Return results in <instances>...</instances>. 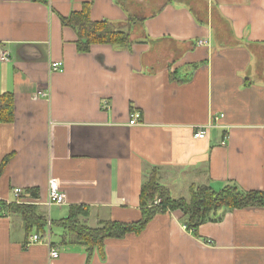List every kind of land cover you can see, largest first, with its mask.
I'll list each match as a JSON object with an SVG mask.
<instances>
[{"label": "crops", "instance_id": "0c3cea01", "mask_svg": "<svg viewBox=\"0 0 264 264\" xmlns=\"http://www.w3.org/2000/svg\"><path fill=\"white\" fill-rule=\"evenodd\" d=\"M84 3L92 21L127 32L131 46L78 53L60 18ZM2 53L0 95H13L14 120L0 124V163L11 155L0 200L37 189L28 204L47 217L42 237L49 232L59 257L26 246L11 216L0 219V264H264V208L226 213L197 237L167 211L89 256L72 235L58 246L62 232L53 237L49 226L73 206L88 209L90 228L138 221L153 169L174 199L229 183L264 195V0H0ZM132 113L139 120L130 126ZM50 179L65 197L53 213Z\"/></svg>", "mask_w": 264, "mask_h": 264}, {"label": "trees", "instance_id": "16d2710c", "mask_svg": "<svg viewBox=\"0 0 264 264\" xmlns=\"http://www.w3.org/2000/svg\"><path fill=\"white\" fill-rule=\"evenodd\" d=\"M91 3H84L81 9L60 18L61 26L70 29L76 36L75 47L78 53L87 54L94 45H108L115 48H128L132 42L130 35L107 21H92ZM14 120V97L11 93L0 95V124H9ZM11 155L0 163V175L4 171ZM37 189H26L20 199L37 200ZM158 205H154L156 200ZM140 219L131 223L114 221L99 222L95 228L88 227L83 221L88 217V209L80 206L70 207L68 214L55 223L49 222L51 232L58 228L62 232L63 242L68 245L67 236L76 237V244L85 249L89 256L96 250L103 253L107 240H120L127 235L138 236L156 216L167 211L180 212V222L188 232L198 236V229L206 223L222 222L226 213L246 208H264V195L260 192H241L234 184H225L219 191L209 186H191L189 199H174L169 191L157 180V171L153 169L140 188ZM17 216L21 219L26 240L35 233L43 236L47 229V217L38 208L30 204H16L0 200V219ZM53 233V232H52ZM25 240V243H26ZM56 245V246H57ZM54 247L55 244L52 243Z\"/></svg>", "mask_w": 264, "mask_h": 264}, {"label": "built area", "instance_id": "2783aa9c", "mask_svg": "<svg viewBox=\"0 0 264 264\" xmlns=\"http://www.w3.org/2000/svg\"><path fill=\"white\" fill-rule=\"evenodd\" d=\"M206 41H200L198 42V45L205 44ZM8 60V55L5 53H2L0 55V61L5 62ZM61 64L60 63H51L50 65V71L51 72H61ZM139 120V115L137 113H132L130 115V119L128 121V125H137ZM193 137L195 139H203L205 137V128H202L201 130H198L196 133H194ZM23 194V191L19 188H15L13 190V198L14 202L16 204H21L22 200L20 199L21 195ZM65 197L63 194H61L58 190L57 181L55 179H52L49 181V188L46 198V206H51L52 204H56L61 206L64 204ZM160 201L157 199L154 202V205H158ZM46 237L38 236L35 233L31 234L27 238V246L32 245H44L48 249V257L51 260L57 259L59 257V252L52 246V244L49 243V232L45 235Z\"/></svg>", "mask_w": 264, "mask_h": 264}, {"label": "rangeland", "instance_id": "374dc122", "mask_svg": "<svg viewBox=\"0 0 264 264\" xmlns=\"http://www.w3.org/2000/svg\"><path fill=\"white\" fill-rule=\"evenodd\" d=\"M50 180H52V179H50ZM48 183H49V182H48ZM57 186H58V184H57ZM58 190H59V189H58ZM186 196H187V195H186ZM186 199H187V198H186ZM188 199H189V198H188ZM21 200H22V199H21ZM29 201H30L29 199H23V200H22V204H24V203H25V204H28ZM52 206H59V205L52 204L51 206H48V209L51 208ZM46 209H47V208H46ZM51 211H52V213H53L54 209L51 208ZM45 212H46V214L48 215V213H47L46 210H45ZM50 214H51V212H50V210H49V217L52 218ZM15 217L18 218L17 216H15ZM63 218H64V217H63ZM52 232H53V233H52V236L54 237V234H55V233H58L59 231H58L57 229H54V228H53ZM72 237H74V236H72ZM25 245L27 246V241H26Z\"/></svg>", "mask_w": 264, "mask_h": 264}]
</instances>
